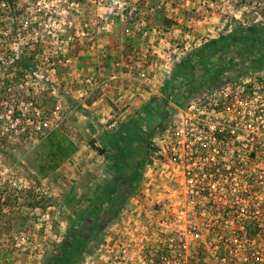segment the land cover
Segmentation results:
<instances>
[{"label": "built area", "instance_id": "2783aa9c", "mask_svg": "<svg viewBox=\"0 0 264 264\" xmlns=\"http://www.w3.org/2000/svg\"><path fill=\"white\" fill-rule=\"evenodd\" d=\"M79 5L74 0H38L36 12L32 10L22 26L31 28L33 21L34 27L42 31L43 25L50 27L48 22L59 14L61 6L79 12ZM34 36L32 40L36 41L45 37L39 32ZM61 50L59 46L46 53L47 66L38 65L39 77L44 74L41 69L47 68L46 75L54 81L58 67L55 55ZM249 67L251 63L247 62L238 68ZM82 81L86 86L93 85L90 78ZM220 84L196 92L185 106L175 104L160 140L152 142L147 157L146 178L152 180L154 171L162 173L171 168L177 175L176 184L182 192L178 210L182 222L177 224L168 210V215L154 222L161 233L158 240H137L136 234L133 240L126 235L111 245H101L84 264L264 261V250L258 241L262 236L252 239L248 233L253 221L264 216V66L247 77L226 78ZM44 125L35 126L41 140L57 129L47 130L48 125ZM3 160L0 154V264H9L8 255L31 248L36 234L14 230L12 220L19 210L20 193L31 189V185L20 175L17 164L7 168ZM37 191L49 195L42 188ZM41 219L48 221L49 212Z\"/></svg>", "mask_w": 264, "mask_h": 264}, {"label": "rangeland", "instance_id": "374dc122", "mask_svg": "<svg viewBox=\"0 0 264 264\" xmlns=\"http://www.w3.org/2000/svg\"><path fill=\"white\" fill-rule=\"evenodd\" d=\"M37 1L19 0L21 9H23L21 14L25 12L20 16V25L25 20V16H29L32 10L36 12V8H38L36 7ZM74 1L80 4L78 7L79 12L70 7L61 6L59 14L48 22L49 28L43 25L42 31L38 30L34 27L33 21V23L31 22V28L25 29L21 25L22 37L18 38L16 46H14V50L20 52L19 49L23 44L27 41H34L39 42L42 48L41 52L35 57V71L28 73L20 81L22 88H19L23 91L26 90L27 95H31L36 107L30 105L27 109H23V121L17 117V121L19 124L21 123L23 128L22 131H17L15 135L8 139L6 145L0 146V154L4 158L3 161L6 162V167L11 168L14 164H17L20 169V175L23 179L29 181L31 185V189L20 193L19 210L14 213L12 220L14 230L26 234L34 232L36 234L31 248L24 247L20 251L8 255L9 264H43L44 260H47L54 253L56 246L67 235L68 228L72 223L71 218L77 214L74 212L81 210L86 204L81 202L82 200L73 204H65L63 197L68 191H73V187L67 184L65 180L67 187L65 188L63 184L60 185L61 173L59 170L51 174L48 180H46L47 178H41L38 174L37 162L34 159L35 147L42 139V136L35 129L38 123L48 125L46 127L47 130L54 127L64 130L78 145L89 142L95 146L94 142H96V139L91 136L90 131L92 130L91 124L95 126L96 121L91 117L93 115H89L88 117L90 118H86L85 112H90L91 110L89 111L84 105L91 104V100L96 97L95 93L88 97L86 96L88 92L85 95L82 94H84V88L95 85L96 81H94L95 79L92 78V75L87 76V73L85 75L80 73L78 60L81 56L84 57L86 55L92 59L91 53L98 51V41H105L107 34H113V32L121 33L120 36H115V40H112V42L124 46L130 44L128 36L131 34L139 36L142 33H147L152 36L148 40L153 41L155 45L159 43V46L163 47L173 60L180 62L189 53L190 47L194 46L193 41L197 45L203 44L212 40L213 36L217 38L223 34H230L236 26H249L256 21L264 22V0ZM43 19L46 18L44 17ZM36 32L41 35L44 34L45 37H40L38 41L36 39L32 40ZM48 32H51L52 35L47 36ZM83 32L84 35L82 34ZM192 37H195V39ZM148 40L145 41L148 42ZM59 46H62V50L55 55L58 67L54 81H51L52 79L46 75L45 71L47 68L41 69L44 74L39 77L38 70L40 69L38 65L46 67V53L58 50ZM63 50L64 53L62 52ZM238 70L241 69L238 68ZM238 70L232 71L230 73L231 76L236 75ZM196 74L201 78V70L199 68H197ZM85 78L92 79L93 85L86 86L83 84L82 80ZM226 78L228 77L225 76L223 79L225 80ZM221 82L218 85H221ZM192 87V85H188V88L177 89L174 92L170 91L169 95L172 101L181 106L186 105L191 97L194 96L193 92H190L191 89H195ZM56 111L59 112L58 115L55 114ZM153 114L155 117L149 116L145 126L151 130L149 132L151 135H156L158 125L164 121V116L158 112ZM120 120H122V117L118 113H114L113 117L108 119L106 123H102V125L106 131L115 130L120 125ZM115 121L117 122L116 125L110 128V125ZM1 123L6 128L15 124L12 113L1 116ZM4 131L7 132V129H4ZM3 137L4 135L1 134L0 141H3ZM147 139V136H139L137 141V145L140 146L138 148L139 153L144 154V147L142 146L146 145ZM89 166L91 168L97 167L92 160ZM83 172L85 174H79L80 179L78 182H85L88 187L87 191H85V196H87L93 191L94 186L91 187L89 185L92 180L91 173L86 170ZM161 174L162 177H165L156 178V182L158 181L159 185H161L159 189L166 186L169 189L168 192L174 190L177 194L175 196L169 195L165 191V195L159 199L160 203H157L158 207L154 208H157V211L155 210L152 213L151 209H148L149 207L144 209L141 214L142 223L138 225L139 230H136L137 228L135 227L133 230L129 228L131 231L127 233L126 227L129 226V223L131 224V221H129L130 215L123 212L120 226L116 229H107L100 235L103 242L102 245H111L117 238H125L126 235L129 238H133V240L147 237L149 240H158L161 233L157 226L154 225V222H158L162 215H168V210H170L171 217L176 218L177 224L182 222L180 218L182 215L178 211L180 210L179 207H181L180 197L182 192L176 186L175 178L171 177L174 174L172 168ZM167 174L170 175L171 179L167 177ZM68 180L70 182L75 181V179L71 178H68ZM149 181L151 179L146 178L144 175L143 182L147 183ZM38 188L46 190L49 195H41L37 191ZM145 193L148 194V190ZM33 196L38 197L36 202L32 200ZM140 196L141 200L145 199L144 194ZM156 202L158 201L156 200ZM29 203L39 204L38 206L43 210V213L41 215L38 214ZM46 212H49L50 219L43 222L41 218ZM135 216V214L132 215V219ZM202 219L198 220L201 224L203 223ZM173 221L175 220L173 219ZM134 234H136L135 239L133 237ZM148 246L151 247L152 244ZM260 249H262L261 246ZM89 254L90 252H85L84 263L88 259Z\"/></svg>", "mask_w": 264, "mask_h": 264}, {"label": "trees", "instance_id": "16d2710c", "mask_svg": "<svg viewBox=\"0 0 264 264\" xmlns=\"http://www.w3.org/2000/svg\"><path fill=\"white\" fill-rule=\"evenodd\" d=\"M22 11L19 0H0V117L12 113L15 122L7 128L3 123L0 124V135H4L0 146L6 145L8 139L17 131H22L23 128L17 117L23 121V109H27L30 105L35 106L31 95H27L26 90L19 88H22L20 81L28 73L35 71V57L41 52L42 45L39 42L27 41L19 49L20 52L14 50L18 38L22 37V23L19 24L20 16L25 13L21 14ZM204 62L208 64L206 69L202 66ZM247 62L251 63V67L238 70L239 65ZM262 66H264V22L256 21L249 26H236L230 34H223L205 42L201 48L196 51L194 49L191 54L189 52L174 71H178L177 74L184 79L187 75L195 77L196 68L199 67L202 80L208 82L204 86H208L206 89H209L216 87L225 76L233 80L247 77ZM235 70H238L236 75L231 76L230 73ZM187 84L191 86V82ZM194 91L191 89L190 92L194 93ZM147 118L149 117L136 118L125 125L123 134L117 136L114 141L116 148L107 154V160L116 171L115 176L101 182V186L95 188L92 196L87 195L82 199L81 202L86 203L84 208L74 212L77 214L71 218L72 223L67 235L43 264H83L85 252H90L91 255L103 244L100 235L107 229H116L120 226L123 210L135 191L141 188V181L146 174L147 157L152 141L147 139L144 154L138 152L140 146L137 145V141L139 136L151 135L149 133L151 130L145 126ZM167 120L164 118L163 123L158 125L161 126V133ZM4 129H7V132ZM91 147L99 154L105 151L96 148L92 143ZM78 151L79 145L64 130H53L35 147L34 159L37 162L38 174L43 179L48 178ZM37 198L33 196L32 200L36 202ZM29 205L38 214L43 213L39 204L29 203ZM263 217L253 221L248 230L252 239L262 236L258 239L262 250H264ZM244 264H264V261Z\"/></svg>", "mask_w": 264, "mask_h": 264}, {"label": "crops", "instance_id": "0c3cea01", "mask_svg": "<svg viewBox=\"0 0 264 264\" xmlns=\"http://www.w3.org/2000/svg\"><path fill=\"white\" fill-rule=\"evenodd\" d=\"M120 34L116 32L107 34L105 41H98V51L91 53L92 59L84 55V57L81 56L79 58L80 63L78 60L80 73L82 75L87 73V76L92 75V78L96 81V84L93 86H85L86 88H84V94L82 95L88 92V95H86L88 97L95 93L96 98L91 100V104L84 105L92 112L85 113L86 118L89 115H93L91 117L96 121L95 126L91 124L92 130L90 131L91 136L96 139V142H94L95 147L103 151L105 150V153L99 154L97 150L91 147V143L89 142L79 144L77 154L58 169L61 173L60 180L57 179L60 185L63 184L66 188L67 184H69L74 189L73 191H68L63 197L65 204H73L85 197V191H87L88 187L85 185V182H78L80 179L79 174L84 175V170L91 173L92 180L89 185L91 187L94 186L93 191L95 188L101 186V182H104L106 179L110 180L115 176L116 171L107 160V154L116 148L114 141L117 136H120L119 134H123L125 125L130 124L136 118L155 117L153 116L155 112L162 114L166 120L170 118L174 113V105H181L172 101L169 92L188 88L189 84L187 82H191V85L195 87L193 94L201 92L208 87L204 86L208 82L202 80V75L201 78L197 76L198 74L195 77L187 75L184 79L181 78L177 74L178 71H174L179 62L173 60L167 51L159 46V43L155 45L153 41L148 40L149 37H152L149 36L151 34L142 33L139 36H135V34L126 35L130 38V44L124 46L112 42V40H115V36H120ZM215 37L213 36V39ZM192 38L195 39V37ZM145 40H148V42ZM193 43L194 46L190 47L189 50L190 54L194 49L196 51L204 45V43L197 45L194 41ZM202 64L204 69L208 67L206 62ZM114 113H118L122 117L121 123L114 131H106L102 123L104 124L108 119H111ZM141 113L143 114L140 115ZM160 127H158L157 134L150 135L148 140H160ZM142 147L146 148V145L144 144ZM91 160L96 163V168L89 166ZM154 172L151 175L154 179L147 182L149 185L142 180L141 188L135 191L123 210L124 213L130 215L129 221H131V224L128 222L129 226L126 227L127 232L133 230L134 227L137 228L138 224L142 223L141 214L144 209L149 207L148 209H151L152 212V209L158 207L157 203H160L159 199L165 195V191L169 195L175 196L177 194L174 190L168 192L169 189L166 186L159 189L161 185H159L158 181L155 182V180L156 178H164L165 176L162 177L160 172ZM176 176V174H173L171 177L176 178ZM167 177L169 178L170 175L167 174ZM68 178L75 179V181L70 182ZM64 180L67 184H65ZM147 190L148 194L145 193ZM93 191L88 195H93ZM139 193L145 195L144 200H141V194ZM134 214L136 216L132 219V215ZM129 228L132 229L129 230Z\"/></svg>", "mask_w": 264, "mask_h": 264}]
</instances>
